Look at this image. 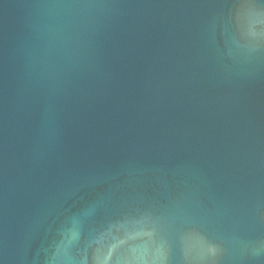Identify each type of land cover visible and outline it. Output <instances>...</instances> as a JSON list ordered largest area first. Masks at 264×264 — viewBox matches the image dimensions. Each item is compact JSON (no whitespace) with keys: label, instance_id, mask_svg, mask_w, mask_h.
I'll use <instances>...</instances> for the list:
<instances>
[{"label":"water","instance_id":"95a60500","mask_svg":"<svg viewBox=\"0 0 264 264\" xmlns=\"http://www.w3.org/2000/svg\"><path fill=\"white\" fill-rule=\"evenodd\" d=\"M0 264H264V0H0Z\"/></svg>","mask_w":264,"mask_h":264}]
</instances>
